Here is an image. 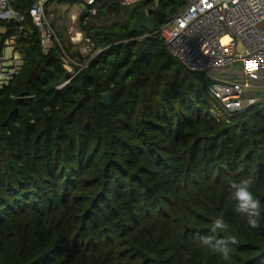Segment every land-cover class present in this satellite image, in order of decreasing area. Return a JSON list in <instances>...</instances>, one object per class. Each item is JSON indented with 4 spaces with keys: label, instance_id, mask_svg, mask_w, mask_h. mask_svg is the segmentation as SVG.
I'll return each instance as SVG.
<instances>
[{
    "label": "trees",
    "instance_id": "obj_1",
    "mask_svg": "<svg viewBox=\"0 0 264 264\" xmlns=\"http://www.w3.org/2000/svg\"><path fill=\"white\" fill-rule=\"evenodd\" d=\"M187 2L141 0L100 26L86 7L98 54L75 76L58 43L43 51L34 0L15 1L22 20L0 22V51L13 38L25 52L0 87V264H264V100L217 121L211 78L159 33L131 32L140 9L158 30ZM97 12L128 11L105 0ZM248 177L258 229L229 197V182ZM217 217L229 230L216 237L237 239L227 261L199 244Z\"/></svg>",
    "mask_w": 264,
    "mask_h": 264
},
{
    "label": "built area",
    "instance_id": "obj_2",
    "mask_svg": "<svg viewBox=\"0 0 264 264\" xmlns=\"http://www.w3.org/2000/svg\"><path fill=\"white\" fill-rule=\"evenodd\" d=\"M15 1L0 0V22L22 20ZM102 1L105 0H83L92 14H96L97 4ZM119 1L131 6L141 0ZM47 3L48 0H34L30 8L43 51L48 53L58 43L64 52L65 68L75 76L95 55L83 62L68 56L46 18ZM154 33L164 38L168 51L186 68L211 78L210 113L217 121L230 122L231 117L258 102L257 86L264 82V0H188L160 29L151 32ZM85 41L93 51L91 38L87 36ZM24 60L22 47L6 40L0 51V87L19 73ZM69 81L58 88L64 89Z\"/></svg>",
    "mask_w": 264,
    "mask_h": 264
},
{
    "label": "rangeland",
    "instance_id": "obj_3",
    "mask_svg": "<svg viewBox=\"0 0 264 264\" xmlns=\"http://www.w3.org/2000/svg\"><path fill=\"white\" fill-rule=\"evenodd\" d=\"M128 12L124 13L121 17L116 15H105L98 16V12L94 17H89L88 22L92 25H110L117 21L125 20L129 17L130 12L134 5L124 6ZM88 8L84 6L79 0H48L45 15L47 20L55 28L58 39L65 48L68 56L76 61L83 62L80 58H89L91 55H97L98 51H90L86 45L85 38L87 37L86 33L82 30V23L80 17L84 15ZM4 31V28H2ZM77 53L80 55V58L77 56ZM240 67V65H238ZM258 102L264 100V82H261L257 86Z\"/></svg>",
    "mask_w": 264,
    "mask_h": 264
},
{
    "label": "clouds",
    "instance_id": "obj_4",
    "mask_svg": "<svg viewBox=\"0 0 264 264\" xmlns=\"http://www.w3.org/2000/svg\"><path fill=\"white\" fill-rule=\"evenodd\" d=\"M254 181L251 177L231 180L228 184L230 189L229 197L235 202V212L242 214L247 224L252 229L260 227V219L262 218L261 200L256 198L252 191ZM229 225L222 217L213 220L211 233L213 235L199 237V244L203 247L211 249L214 253L219 254L225 261L231 259L230 244H236V237L217 238V232H227Z\"/></svg>",
    "mask_w": 264,
    "mask_h": 264
},
{
    "label": "water",
    "instance_id": "obj_5",
    "mask_svg": "<svg viewBox=\"0 0 264 264\" xmlns=\"http://www.w3.org/2000/svg\"><path fill=\"white\" fill-rule=\"evenodd\" d=\"M143 29L148 32H153L155 30L154 20L150 12L146 8H142L139 10L137 19L134 23L131 32H140ZM102 101L104 104L109 105L111 103V94L110 93L103 94ZM83 103H84V98L79 102L78 106H80ZM263 254H264V248L258 254L257 258L261 257Z\"/></svg>",
    "mask_w": 264,
    "mask_h": 264
},
{
    "label": "crops",
    "instance_id": "obj_6",
    "mask_svg": "<svg viewBox=\"0 0 264 264\" xmlns=\"http://www.w3.org/2000/svg\"><path fill=\"white\" fill-rule=\"evenodd\" d=\"M80 2H82L84 4L85 7H87V5H85V3L83 2V0H81ZM8 40H13L15 42V40L12 38V39H8ZM9 51V49H8Z\"/></svg>",
    "mask_w": 264,
    "mask_h": 264
}]
</instances>
